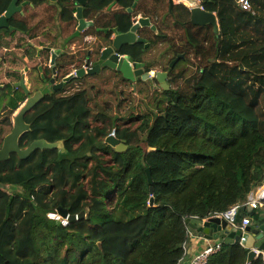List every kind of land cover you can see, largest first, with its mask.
I'll use <instances>...</instances> for the list:
<instances>
[{"label": "trees", "instance_id": "1", "mask_svg": "<svg viewBox=\"0 0 264 264\" xmlns=\"http://www.w3.org/2000/svg\"><path fill=\"white\" fill-rule=\"evenodd\" d=\"M12 1L0 0V15ZM31 1L28 20H17L29 37L57 21L65 37L74 35V0ZM136 1L90 0L85 17L95 27L85 36L99 38L101 48L111 44L113 29L128 33L134 18H149L157 31L141 28L146 43L120 53L148 63V53L165 46L168 62L154 67L169 72V90L131 85L133 93L147 91L156 109L141 112L131 102L127 121L135 127L122 125L126 117L114 110L126 99L115 105L106 98L117 84L80 89L29 113L34 138L65 144L50 152L53 161L38 151L0 164V183L16 186L13 197L0 191V264H184L194 231L188 219L241 207L264 185V0H252L249 12L238 0H201L217 15L219 35L211 25H194L182 3L140 0L133 8ZM113 132L125 152L104 143ZM59 208L85 217L65 225L50 217ZM246 218L258 227L264 209L242 207L237 223ZM248 254L240 244H223L207 264H264L261 256L249 262Z\"/></svg>", "mask_w": 264, "mask_h": 264}, {"label": "flooded vegetation", "instance_id": "2", "mask_svg": "<svg viewBox=\"0 0 264 264\" xmlns=\"http://www.w3.org/2000/svg\"><path fill=\"white\" fill-rule=\"evenodd\" d=\"M48 1L50 6H58L57 0ZM74 1L76 4V0ZM35 5L31 0H19L18 9H15L14 15L8 21V28L0 31V153H2L0 154L2 160L0 164H8L13 160H29L38 151L42 157H47L51 161L55 160L54 155L51 154L53 150H37L26 158H21L19 154L12 152L16 143L21 151H25L36 141L46 140L49 142L45 138L33 137L34 134H37L34 132V124L28 118L29 113L40 108L43 104L49 103L50 100L70 97L74 93L70 92V88L76 81H86V79L93 81L99 76L114 73L110 69H104L100 74L94 76L86 73L82 78L73 77L81 69L87 72L88 69L95 67L96 54H98L96 48L102 41L95 37V46H92L93 40L85 36L88 30L93 27L85 29L80 36L75 37L78 23L74 35L65 37L62 34L59 21L56 22V25L53 24L40 32L36 37H29L17 25V20H28L36 7ZM58 10L60 11V9ZM75 17L78 21L77 11ZM83 18L85 21H92L85 18V7H83ZM25 23L27 25V22ZM4 37L7 39L6 41H4ZM34 100L36 101L35 105L24 114L23 133L16 141L11 139L7 141L14 130L15 117L29 101ZM63 142L65 144V141ZM4 193L13 197L16 192Z\"/></svg>", "mask_w": 264, "mask_h": 264}, {"label": "water", "instance_id": "3", "mask_svg": "<svg viewBox=\"0 0 264 264\" xmlns=\"http://www.w3.org/2000/svg\"><path fill=\"white\" fill-rule=\"evenodd\" d=\"M140 0H137L134 4L135 8ZM184 3H187L191 8V21L196 26H207L211 25L214 27L215 33L220 34L219 23L217 16L214 13L206 12L202 8V2L199 0H182ZM19 0H13L11 5L5 14L0 15V31L7 29L9 26V19L14 15L15 9H18L17 4ZM90 0H76L77 8V18H78V28L75 34V37L80 36L81 32L89 27H94L93 21H85L83 18V7H85ZM171 7H173V0H170ZM133 9H128L129 12H132ZM143 27H151L152 30L157 31L155 25H152V22L149 18L142 17L139 22L131 28L128 33H121L118 28L112 30L113 34H116V37L112 40L110 45H105L100 48L97 46L96 54V64L95 67L90 68L87 72L84 69L79 70L76 75L73 77L82 78L87 74L94 76L100 74L104 69H110L115 73H119L126 81L135 83L137 80L148 81L150 79L156 80L158 84L165 90H169L168 71H157L155 76L152 77L151 70H149L153 64L152 63H130L128 56L122 55L120 53L121 49L125 45L134 44V43H146V41L140 37H137L135 32ZM113 37V36H112ZM149 44H146L145 48H149ZM185 55L178 56L170 65L173 68L181 59H184ZM147 69L149 71H147ZM154 83L150 84V88L154 89ZM136 88V87H135ZM34 101H29L25 107L20 110L18 116L15 117V127L10 136L8 137L11 140H17L18 137L23 133L22 126L24 122V114L29 112L31 108L35 105ZM106 145L113 147L116 152L122 153L128 149V145L125 142H122L115 136V132L108 136L104 142ZM15 149L12 151L19 154L21 158H26L36 152L37 150L41 151H52L54 149L60 148L64 149V142L59 141L56 143H49L46 140L34 142L28 149L21 151L16 143ZM5 151V150H4ZM2 154V153H0ZM25 160V159H22ZM2 160L0 159V162ZM147 175L149 181H151L150 171L147 170ZM16 186L5 185L0 183V191L8 192L14 191ZM261 201L264 202V198H261ZM152 203V201H151ZM249 211H252V208L249 207ZM58 213L64 219L69 221H74L76 219H83L85 217V212H82L78 216H70L67 210L63 208L58 209ZM187 223L193 229L199 237L206 238L213 241H221L223 244H240L246 250L249 251L248 261L252 262L254 259L258 258V252H264V224L260 226H248L244 231L233 229L226 221L221 220L217 217L209 218L206 221L192 222L190 219L187 220ZM190 264V263H189Z\"/></svg>", "mask_w": 264, "mask_h": 264}, {"label": "rangeland", "instance_id": "4", "mask_svg": "<svg viewBox=\"0 0 264 264\" xmlns=\"http://www.w3.org/2000/svg\"><path fill=\"white\" fill-rule=\"evenodd\" d=\"M177 3H180V2L178 1ZM94 42H95V40L92 41V44H91L92 46H95ZM162 49H164V48L163 47H159V48H156V49H152L148 53V61H150V63H151L155 59V57L160 56V54L162 52H164V51H162ZM160 61L161 62H166V59L162 57ZM167 62H168V59H167ZM150 70L157 72V71H160V68L154 67V65H153L150 68ZM114 73L112 72V73H110L107 76H99L97 79H95L93 81H91L90 79H86V81L85 80L76 81L74 83L73 87L70 88V92L73 93V92H76V91H78L80 89H90L92 87V85H95L96 89H98V90H102V89L110 90L113 87V85L117 84L118 88H117V90L115 92L116 94L109 93V94H107L108 96H106V98L112 99V101H114L116 103L115 105H118L121 100L126 99V100H123L124 104H123V107L121 109L117 108V109H114V110L118 111V114H120V117H126V120L121 122L122 125H128V126H131V127H135L136 124L132 125L131 123H129L127 121V117H128L129 113L132 110L131 106L129 105L131 102L133 103V105L139 106V110H141V112L144 111V110L146 112L147 111H149V112H153L154 111L155 112L156 109L151 107V104H150V100L151 99L150 98L148 99L147 98L148 96H146L148 94L147 91H144L143 95L138 94V93H133L131 85L135 84L136 88L138 86V89L140 87L142 88L143 85H144L145 90H147L146 87H149L151 83L155 84L154 85V90L159 89L160 85L156 84L152 79H150L148 81H145L144 84H142L141 82H137V83L127 82V83H125L126 85H124L123 82H117L116 81L120 76L119 77H115ZM122 90L125 91L124 94H122V92H121ZM105 102L106 101L104 100V103ZM150 107L152 109H146V108H150ZM136 111H138V109L134 110V112H136ZM262 187H264V185ZM8 192L11 193V191H8ZM254 192L257 194V192H259V189H256ZM213 244H211V245H213ZM188 247H189V245L185 246V251L186 252L188 251Z\"/></svg>", "mask_w": 264, "mask_h": 264}, {"label": "built area", "instance_id": "5", "mask_svg": "<svg viewBox=\"0 0 264 264\" xmlns=\"http://www.w3.org/2000/svg\"><path fill=\"white\" fill-rule=\"evenodd\" d=\"M199 1H201V0H199ZM237 3H238V6L243 11H247V12L252 11V0H238ZM142 17H143L142 15H139L136 18H134L133 25L137 24L139 22L140 18H142ZM139 31H140V29L135 32L137 37H140ZM113 39H114V37H112V40ZM130 63L132 64L131 61H130ZM150 72L152 74V77H154L155 76V71H150ZM261 198H264V196L259 197L255 192H253L252 194L249 195V197L247 199V202L243 206H241V207L240 206H236V207L232 208L230 211H228L226 213L216 214L215 216H212V217H217V218H219L221 220L226 221L227 224L230 225L233 229L244 231L246 229V227L251 226V221H250V219L246 218V219H244L242 221L241 224L237 223V217L239 215L240 209L242 207L243 208L251 207L252 209H261V208L264 209V202L261 201ZM50 217L52 219L57 220V221L62 220V223L65 224V225L67 223V219H63L58 213H53V214L50 215ZM212 217H209V218H212ZM209 218L202 219V220L206 221ZM191 236H192V234H191ZM222 245H223V243L221 241H219V240L215 241V243L213 245L207 246L204 250H202L200 253H198L190 261V264H207L210 256H212L213 254L217 253L221 249ZM185 246H186V244H185ZM263 253L258 252V257L261 256L263 258V260H264Z\"/></svg>", "mask_w": 264, "mask_h": 264}, {"label": "crops", "instance_id": "6", "mask_svg": "<svg viewBox=\"0 0 264 264\" xmlns=\"http://www.w3.org/2000/svg\"><path fill=\"white\" fill-rule=\"evenodd\" d=\"M170 1V0H169ZM180 2L182 4H184L186 7H188L182 0H173V7L177 4H180V3H177V2ZM176 3V4H175ZM171 4V3H170ZM171 7V8H173ZM189 8V7H188ZM189 10L191 11V8H189ZM215 14V13H214ZM216 15V14H215ZM217 16V15H216ZM86 18V17H85ZM218 19V18H217ZM87 20V19H86ZM89 38L88 39H92L94 40L95 37L93 36H88ZM113 37L115 38L116 37V34L114 35L113 34ZM5 38V37H4ZM7 39L5 38L4 41H6ZM100 40V39H99ZM78 41V40H77ZM159 47H163L164 49H162V52L160 54V56L158 57H155V59L151 62L153 65L155 63H159L161 62V58H165L166 59V62H167V59L169 58V56H165V50H166V47L165 46H158L156 48H159ZM156 48H153V49H156ZM150 62V61H149ZM166 62H161L162 64H165ZM157 90V89H156ZM215 243V241H212V240H209V239H206V238H202V237H199V235L196 233V232H192V236L191 238H189V247H188V251L186 252V260L184 262V264H189L190 261L198 254L200 253L202 250H204L207 246L211 245ZM263 256H264V253H263Z\"/></svg>", "mask_w": 264, "mask_h": 264}, {"label": "bare ground", "instance_id": "7", "mask_svg": "<svg viewBox=\"0 0 264 264\" xmlns=\"http://www.w3.org/2000/svg\"><path fill=\"white\" fill-rule=\"evenodd\" d=\"M258 189H259V192H257V195H258L259 197L264 196V187H261V188H258Z\"/></svg>", "mask_w": 264, "mask_h": 264}, {"label": "clouds", "instance_id": "8", "mask_svg": "<svg viewBox=\"0 0 264 264\" xmlns=\"http://www.w3.org/2000/svg\"><path fill=\"white\" fill-rule=\"evenodd\" d=\"M188 7H189V5L187 4V3H185ZM190 8V7H189ZM112 39V38H111ZM129 61H131V60H129ZM132 62V61H131ZM154 81V80H153ZM261 188V187H260ZM249 209V208H248ZM261 209H263V208H261ZM252 210H256V209H252ZM59 214V213H58ZM60 215V214H59ZM64 219V218H63ZM202 220V219H201ZM60 221H62V220H60ZM67 221H68V219H67ZM252 226V225H251Z\"/></svg>", "mask_w": 264, "mask_h": 264}]
</instances>
